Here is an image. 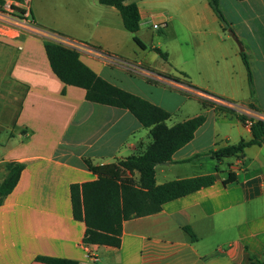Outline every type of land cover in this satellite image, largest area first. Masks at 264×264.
I'll list each match as a JSON object with an SVG mask.
<instances>
[{
  "label": "crops",
  "instance_id": "obj_1",
  "mask_svg": "<svg viewBox=\"0 0 264 264\" xmlns=\"http://www.w3.org/2000/svg\"><path fill=\"white\" fill-rule=\"evenodd\" d=\"M130 2L141 16L137 32L101 0H29L34 29L0 21V179L5 163L24 165L0 204V264H49L39 256L77 264H255L264 255V146L214 156L250 139L251 126L198 98L264 116V0H220L227 24L208 0ZM54 35L82 44L80 59L97 74L171 114L187 103L180 89L198 98L200 110L182 121L205 115L194 137L156 165L155 179L213 175L214 182L125 220L119 247L84 240L71 185L97 178L86 158L112 163L144 151L152 137L128 109L89 101L84 88L59 79L45 50ZM178 71L189 83L177 81Z\"/></svg>",
  "mask_w": 264,
  "mask_h": 264
},
{
  "label": "trees",
  "instance_id": "obj_2",
  "mask_svg": "<svg viewBox=\"0 0 264 264\" xmlns=\"http://www.w3.org/2000/svg\"><path fill=\"white\" fill-rule=\"evenodd\" d=\"M127 0H101L102 3L117 7L122 15L125 27L131 32L140 28L141 16L136 2ZM214 11L227 24L220 9V0H208ZM45 50L53 72L68 85L82 87L89 101L128 109L146 128H149L152 141L146 149L118 161L97 165L86 158L85 163L97 178L81 184L71 185V204L73 215L86 224L84 240L119 247L123 233V222L132 217L152 214L161 210L163 203L186 195L214 182L213 175H202L174 179L157 184L155 167L158 163L171 160L173 153L188 143L196 130L205 122V115L199 114L169 125L172 114L163 107L127 91L97 74L80 59L76 48L55 40L45 42ZM155 50L167 59V53L159 48ZM243 60L249 73V83L253 92V77L246 53ZM158 74L164 75L160 72ZM153 79V78H152ZM149 79L150 81H153ZM203 107L215 106L217 111L231 112L245 124L251 121L252 137L240 140L213 151L217 158L229 157L243 151L250 145L264 146V119L238 113L224 104L198 97ZM252 107L253 105L250 104ZM23 164L17 161L5 163L6 173L0 179V204L17 184ZM134 172L139 177L134 178ZM231 175L225 183L233 181ZM193 239L196 235L185 228ZM37 260L49 264H77L66 258L39 256ZM255 261V262H254ZM252 263L264 264V255L253 258Z\"/></svg>",
  "mask_w": 264,
  "mask_h": 264
},
{
  "label": "built area",
  "instance_id": "obj_3",
  "mask_svg": "<svg viewBox=\"0 0 264 264\" xmlns=\"http://www.w3.org/2000/svg\"><path fill=\"white\" fill-rule=\"evenodd\" d=\"M29 0H3L0 5V21L4 23L14 24L17 26H22L28 29H34V23L31 18V12L27 7ZM154 27H158V24H154ZM55 41L64 43L67 46L78 49L82 44L74 40L64 39L60 36L54 35ZM262 119L264 116L261 115ZM248 125L251 126V121H247ZM87 243L84 244L86 247ZM89 255V254H88ZM90 257H95L91 255Z\"/></svg>",
  "mask_w": 264,
  "mask_h": 264
},
{
  "label": "rangeland",
  "instance_id": "obj_4",
  "mask_svg": "<svg viewBox=\"0 0 264 264\" xmlns=\"http://www.w3.org/2000/svg\"><path fill=\"white\" fill-rule=\"evenodd\" d=\"M2 2L3 0H0V5L2 4ZM163 32L165 33V31H162L161 33ZM176 75L178 77L177 81H181L184 83L188 81L189 83L190 80L188 78H183L186 76L184 72L178 71ZM180 92H181V95L185 96V98L187 99V103L179 111H177L176 113H172V116L170 120L168 121L169 123H172V121H175V122L182 121L187 115H193L194 113L200 110L201 105L199 101L197 100L198 98L196 99V97H194L192 94L188 93L185 90L180 89Z\"/></svg>",
  "mask_w": 264,
  "mask_h": 264
},
{
  "label": "water",
  "instance_id": "obj_5",
  "mask_svg": "<svg viewBox=\"0 0 264 264\" xmlns=\"http://www.w3.org/2000/svg\"><path fill=\"white\" fill-rule=\"evenodd\" d=\"M237 42H238V44H239L240 48L242 49L241 43H240L239 41H237ZM166 163H167V162H166Z\"/></svg>",
  "mask_w": 264,
  "mask_h": 264
}]
</instances>
